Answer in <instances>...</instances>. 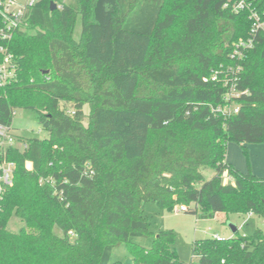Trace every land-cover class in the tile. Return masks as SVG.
Wrapping results in <instances>:
<instances>
[{"label":"trees","instance_id":"trees-1","mask_svg":"<svg viewBox=\"0 0 264 264\" xmlns=\"http://www.w3.org/2000/svg\"><path fill=\"white\" fill-rule=\"evenodd\" d=\"M238 1L41 0L0 38L17 63L0 86V124L29 109L47 132L8 149L0 264H121V243L133 264H264L262 228L197 239L190 262L171 228L150 247L132 240L152 233L149 200L200 218L264 217V176L226 155L229 141L264 143V29H253L252 14L264 21V0Z\"/></svg>","mask_w":264,"mask_h":264},{"label":"rangeland","instance_id":"rangeland-1","mask_svg":"<svg viewBox=\"0 0 264 264\" xmlns=\"http://www.w3.org/2000/svg\"><path fill=\"white\" fill-rule=\"evenodd\" d=\"M81 33V21L78 22L74 31V37L78 40ZM86 109L88 106L86 105ZM13 127L20 138L24 137H46L47 132L41 129L38 122V115L29 109H18L14 114ZM264 143H237L229 141L227 144V161L233 163L243 171L248 169L264 176ZM230 158V159H228ZM205 179H210L216 171L212 167L202 169ZM224 182L231 181L228 173L223 176ZM144 218L149 222V228L152 233L145 236H134V242H138L145 247H150L154 240V234L165 228H171L174 231V247L178 252L180 259L190 262L193 257L192 244L201 238H211L214 233H219L223 237L231 236L232 230L230 223L237 224L239 232L251 235L256 229H264V217L256 214H229L224 213L212 218H200L194 213L188 211L173 210L161 211L154 200H149L144 204ZM180 207V206H178ZM13 231H17L23 225L17 218L13 217L8 223ZM55 232L62 234L56 227ZM73 236V235H72ZM71 236V237H72ZM114 261H121V264H133V259L125 243L119 244L113 250Z\"/></svg>","mask_w":264,"mask_h":264},{"label":"built area","instance_id":"built-area-1","mask_svg":"<svg viewBox=\"0 0 264 264\" xmlns=\"http://www.w3.org/2000/svg\"><path fill=\"white\" fill-rule=\"evenodd\" d=\"M41 0H0V10L3 16V23L0 27V38L5 41H9L13 33L20 27L27 24L25 21V14L27 10L34 6ZM58 5V4H57ZM246 5L245 0H239L237 3L238 7L243 8ZM62 4L58 5L62 8ZM254 16L253 29H264V21L253 12ZM0 53L3 54V59L0 60V86H5L10 84L16 78L17 63L13 58L12 53L8 51V47L5 45L0 46ZM230 96L237 95L238 92L235 91L233 87L230 90ZM228 113L239 112V107L235 105H228L224 107ZM14 147L23 149L27 147L26 141L17 134L13 125H3L0 124V200L3 198L7 188L13 184V172L15 168V162L9 160L7 157L8 149ZM231 179V177L229 176ZM177 211H188L186 205H180V207H175ZM74 233L71 232V236ZM214 238L223 240L225 237L214 233Z\"/></svg>","mask_w":264,"mask_h":264},{"label":"water","instance_id":"water-1","mask_svg":"<svg viewBox=\"0 0 264 264\" xmlns=\"http://www.w3.org/2000/svg\"><path fill=\"white\" fill-rule=\"evenodd\" d=\"M51 8L52 9H56V8H58V5L55 2L52 1L51 2ZM230 227H231V230H232L233 233L238 229V226L235 223H230Z\"/></svg>","mask_w":264,"mask_h":264},{"label":"crops","instance_id":"crops-1","mask_svg":"<svg viewBox=\"0 0 264 264\" xmlns=\"http://www.w3.org/2000/svg\"><path fill=\"white\" fill-rule=\"evenodd\" d=\"M263 149H264V147H263ZM228 159H230V158H228ZM230 162V161H229ZM232 163V162H231ZM233 164V163H232ZM237 169H239L237 166H235ZM239 170H242V169H239ZM254 172V171H253ZM254 173H256V172H254ZM219 214H222L221 212H219V213H217V214H215V216L214 217H216L217 215H219ZM250 215H252L251 213H249ZM238 230H239V228H238ZM233 233V232H232ZM217 234H219V233H217ZM220 236H222L221 234H219ZM233 235V234H232ZM231 235V236H232ZM223 237V236H222ZM229 237V236H228Z\"/></svg>","mask_w":264,"mask_h":264}]
</instances>
